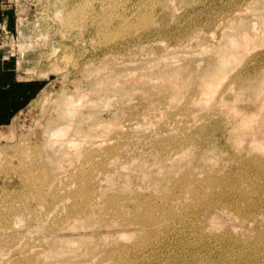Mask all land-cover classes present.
<instances>
[{"label":"rangeland","instance_id":"374dc122","mask_svg":"<svg viewBox=\"0 0 264 264\" xmlns=\"http://www.w3.org/2000/svg\"><path fill=\"white\" fill-rule=\"evenodd\" d=\"M11 3L0 264H264V0Z\"/></svg>","mask_w":264,"mask_h":264},{"label":"crops","instance_id":"0c3cea01","mask_svg":"<svg viewBox=\"0 0 264 264\" xmlns=\"http://www.w3.org/2000/svg\"><path fill=\"white\" fill-rule=\"evenodd\" d=\"M15 22V10L11 0H0V33L2 27L11 31ZM4 36L7 37L8 34ZM39 84L18 74L17 59L13 52L6 42L0 43V128L10 123L16 112L33 98Z\"/></svg>","mask_w":264,"mask_h":264},{"label":"bare ground","instance_id":"6f19581e","mask_svg":"<svg viewBox=\"0 0 264 264\" xmlns=\"http://www.w3.org/2000/svg\"><path fill=\"white\" fill-rule=\"evenodd\" d=\"M66 24L67 25H70V21H68V22H66ZM68 28H70L71 26H67ZM35 149V148H34ZM42 158V157H41ZM35 160V159H34ZM41 163V162H40ZM36 164H37V162H36ZM36 164H34L35 165V167H34V170H32V171H34V173H32L34 176H33V180H34V183H32V185H31V188H30V190H31V192H32V195H31V200H32V202H33V204H34V207H35V209H34V211H36V213L38 214L37 215V217L39 216V212L37 211V209L39 208V207H41V206H45V204H46V197L49 195L50 197H53V199H52V203H54V206L56 207L57 205H58V203L56 202V201H58L59 202V193H58V186H59V182H60V180H59V175L60 174H58V172H59V170H57L58 172L55 174V175H53L54 176V178H53V181H51V183H48V182H46V173L48 172H46L45 173V168H44V165L43 164H41V165H36ZM33 165V166H34ZM33 166H31L32 168H33ZM54 166V165H53ZM56 167V166H55ZM59 168V166H58V164H57V167H56V169H58ZM41 169V170H40ZM53 172V171H52ZM50 173V172H49ZM48 173V174H49ZM61 173V172H60ZM31 174V175H32ZM41 174V175H40ZM30 177V176H29ZM32 177V176H31ZM30 177V178H31ZM61 177V176H60ZM50 178V177H49ZM32 180V181H33ZM52 180V179H51ZM28 181H29V178H28ZM27 181V182H28ZM31 181V180H30ZM48 181H50V180H48ZM28 185H29V182H28ZM188 189V188H187ZM186 191V190H185ZM191 191V190H190ZM153 209V208H152ZM128 212V211H127ZM150 212H151V210H150ZM124 213V212H123ZM164 213H166V212H164ZM126 213H124V215H125ZM131 214V213H130ZM34 216V215H33ZM32 216V217H33ZM43 216V217H42ZM42 216H39V220H40V222H43L44 223V221H45V218H48V217H50V214L47 212V210L42 214ZM136 216V215H135ZM35 217V216H34ZM33 219V218H32ZM37 220H38V218H37ZM34 221V220H33ZM142 221H144V220H142ZM45 224V223H44ZM160 224V223H159ZM52 225H53V223H52ZM37 226V225H36ZM40 226V225H39ZM44 225H41V227L44 229V227H43ZM54 227V226H53ZM46 229V228H45ZM47 229H49V227L47 226ZM56 230V229H55ZM40 232V231H39ZM53 232V231H52ZM51 232V233H52ZM55 232V231H54ZM38 233V232H37ZM44 234V233H43ZM245 236V235H244ZM43 238V237H42ZM55 240H56V237L54 238ZM53 239V240H54ZM57 241H58V238H57ZM53 242V241H52ZM54 243H57V242H54ZM44 256H46V254L44 255ZM42 258H43V255L41 256ZM54 257H56V256H54ZM42 258H39L37 261H39L38 263L39 264H44L45 262V260H42ZM41 259V260H40ZM43 259H45V258H43ZM58 260H59V258H58ZM58 260H55L54 261V259H53V261L54 262H56V264L58 263ZM36 261V260H35ZM60 261V260H59ZM43 262V263H42ZM54 262H53V264H54ZM38 263H35V264H38ZM61 263V262H60ZM47 264H49L48 262H47ZM59 264V263H58Z\"/></svg>","mask_w":264,"mask_h":264},{"label":"built area","instance_id":"2783aa9c","mask_svg":"<svg viewBox=\"0 0 264 264\" xmlns=\"http://www.w3.org/2000/svg\"><path fill=\"white\" fill-rule=\"evenodd\" d=\"M1 33H0V43L3 42V38H4V34H6L8 32V30H6L4 27L1 28Z\"/></svg>","mask_w":264,"mask_h":264}]
</instances>
